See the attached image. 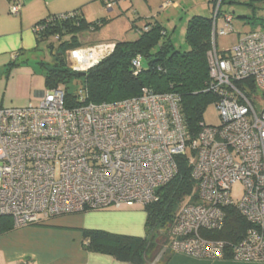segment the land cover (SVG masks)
Wrapping results in <instances>:
<instances>
[{"label":"built area","instance_id":"2783aa9c","mask_svg":"<svg viewBox=\"0 0 264 264\" xmlns=\"http://www.w3.org/2000/svg\"><path fill=\"white\" fill-rule=\"evenodd\" d=\"M103 1L112 8L120 0ZM18 9V2L10 6L11 13ZM232 19L217 11L212 19L206 90L216 95L219 121H200L195 135L184 124L177 94L148 86L131 97L94 103L86 102L81 83L77 102L66 105V86L60 83L44 89L35 104L0 106V226L4 217L16 229L63 214L143 206L156 200L157 189L177 172V157L189 149L196 185L171 224L170 250L264 261V104L256 105L264 102V29L218 50L216 37L233 31ZM218 20L228 30L218 28ZM114 46L68 49L65 65L86 72ZM140 63L136 55L134 74ZM236 183L242 194L235 203ZM229 208L247 224L244 231L234 239L204 235L223 229Z\"/></svg>","mask_w":264,"mask_h":264},{"label":"trees","instance_id":"16d2710c","mask_svg":"<svg viewBox=\"0 0 264 264\" xmlns=\"http://www.w3.org/2000/svg\"><path fill=\"white\" fill-rule=\"evenodd\" d=\"M100 2L105 5L103 0ZM221 2L223 0H220L219 4ZM72 12L75 14L65 18L60 17V14H50L33 25L37 44L49 37H58L55 52L53 46H49L53 65L39 64L46 88L62 84L65 79L71 80L80 76L78 72L67 68L63 55L66 50L81 46L77 39L80 29L91 27L98 22H89L82 17L79 10ZM212 19L199 15L189 19L186 41L190 48L186 51L174 49L169 40L159 45L155 52L150 51L159 35L165 34L160 24H154L150 28L145 26L146 29L135 41L115 42L113 51L89 68L83 76V85L87 92L86 102L121 100L137 95L142 86H148L158 92H173L179 98V111L184 124L190 134L195 135L200 121H203V111L209 103L216 100V95L206 90L209 81L207 52L211 47ZM136 55L141 58L144 56L147 66L143 68L140 63V68L134 74L136 70L133 69L131 61ZM65 100L66 105L77 102L74 94L67 90ZM176 160L175 175L157 189L156 200L143 205L146 213L144 236L82 229L86 249L107 253L120 261L132 264H150L160 254L159 264H165L171 253L169 226L183 199L193 193L196 185L186 156H178ZM246 226L236 209L229 208L223 229L204 235L216 239H234L237 235L235 233H242ZM12 229L14 228L11 220L2 218L0 234ZM163 245L166 249L162 251Z\"/></svg>","mask_w":264,"mask_h":264},{"label":"crops","instance_id":"0c3cea01","mask_svg":"<svg viewBox=\"0 0 264 264\" xmlns=\"http://www.w3.org/2000/svg\"><path fill=\"white\" fill-rule=\"evenodd\" d=\"M17 2L18 12L11 13L10 6ZM132 6L131 0H120L112 8H106L100 0H0V106H24L26 102V98L13 97L12 81L30 77L43 63L35 57L38 44L33 25L38 20L72 10H79L82 17L92 20L94 16H103L105 11L121 14ZM38 94L35 91V96L41 95ZM145 221L146 213L140 204L55 216L44 224L1 233L0 264H132L86 249L82 229L144 236ZM159 259L160 254L150 264ZM165 264H264V261L202 258L171 251Z\"/></svg>","mask_w":264,"mask_h":264},{"label":"rangeland","instance_id":"374dc122","mask_svg":"<svg viewBox=\"0 0 264 264\" xmlns=\"http://www.w3.org/2000/svg\"><path fill=\"white\" fill-rule=\"evenodd\" d=\"M131 3L133 6L121 14L105 11L103 16L97 15L92 20H88L92 23L95 21L98 23L91 27L82 28L77 32V39L81 46L106 42L135 41L146 29L145 26L150 28L154 24H160L165 34L159 35L156 42L150 47V51L155 52L157 47L166 40L170 41L174 49L186 51L190 48L186 41L189 19L195 15L213 18L217 10L219 16L229 13L233 17V31L216 37L218 50L232 47L239 37L253 29H264V0H223L220 4L218 0H131ZM228 25L225 21H217L218 28L228 30ZM57 44L58 40L54 37L42 40L38 44L37 53H35L36 59L52 66L54 62L49 52V46L52 45L53 52H55ZM141 65L143 68L147 66V59L144 56L141 58ZM13 70L15 69L13 68ZM83 80V76H76L71 80L70 78L65 79L62 84L66 86L69 93L75 95L81 88ZM44 89L46 86L38 68L30 77H20L16 82L12 81V95L14 98H26L23 105L37 103L38 97L35 96V91ZM263 104V100L256 102L258 108ZM202 119L208 125L218 123L219 116L214 103L211 102L206 106ZM186 156H191L189 149L186 150ZM241 192V185L236 183L231 190V198L235 203L239 200ZM188 199L189 196H186L182 203ZM165 249L163 245L162 251Z\"/></svg>","mask_w":264,"mask_h":264},{"label":"water","instance_id":"95a60500","mask_svg":"<svg viewBox=\"0 0 264 264\" xmlns=\"http://www.w3.org/2000/svg\"><path fill=\"white\" fill-rule=\"evenodd\" d=\"M78 74L80 75V76H84L85 75V72H78ZM41 94V91H39V94L38 95H40Z\"/></svg>","mask_w":264,"mask_h":264}]
</instances>
